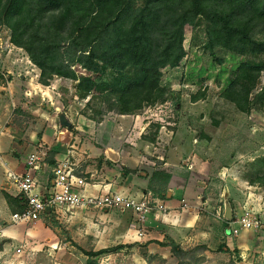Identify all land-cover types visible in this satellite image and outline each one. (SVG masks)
Wrapping results in <instances>:
<instances>
[{
	"label": "rangeland",
	"instance_id": "374dc122",
	"mask_svg": "<svg viewBox=\"0 0 264 264\" xmlns=\"http://www.w3.org/2000/svg\"><path fill=\"white\" fill-rule=\"evenodd\" d=\"M207 28L202 20L194 26H186L185 58L176 68L163 65L161 84L167 91L165 101L148 106L138 114L120 115L116 95L107 91V82L114 78L107 70L89 72L80 62L74 61L68 66L78 80L54 76L46 92L40 91L36 85L40 83L41 70L25 50L12 44L10 29L0 25V99L6 101L8 123L6 125L5 121V126L11 125L9 132L20 140L19 151L29 154L30 147L25 146L29 136L36 134L41 140L48 130V144L39 147L38 152L48 154L47 158L54 162L53 170L58 164L53 159L55 148L65 156L70 154L77 175L88 184L110 183L99 171L105 162L103 152L109 145L119 149L120 144L130 138L138 141L131 147L140 149L144 157L154 163H160L156 158L164 154H208L216 175L227 168L228 174L236 179L233 189L225 188V191L237 199L239 214L243 216L246 211L255 214V207L258 211L264 209V103L244 114L222 98L223 91L247 58L220 47L210 48ZM260 39L264 40V36ZM261 61L264 62V58ZM83 77L89 78L94 87L88 96L78 90ZM263 83L264 74L261 85ZM2 88L5 89L2 91ZM40 111L46 113L43 118L37 113ZM4 143L0 154H11L12 151H7L9 143ZM52 143L56 145L47 149ZM183 158L175 160L179 164L178 174L184 173ZM115 165L118 170L125 168L120 162ZM141 165L153 166L145 160ZM140 171L147 172V169ZM50 175L52 180L54 174ZM4 192L13 197L17 194L9 188L7 180L0 181V264H86V253L121 245V249L93 260L100 264H138V256L147 257V248L139 244L141 241L130 244L121 232L108 237L107 226L115 224L107 222L108 212L100 210L76 209L61 219L51 215L44 216L41 222L14 224L11 217L18 209L6 203ZM251 192L254 196L250 197ZM151 205L153 207V202ZM70 216L77 218L75 223L68 222ZM122 218L129 222L135 220L133 216ZM246 232L264 237L263 232ZM182 250L190 255L179 260L171 252L172 260L162 263L250 264L254 259L255 264H264L263 257H240L236 253L237 256L229 260L217 257L206 260L198 255L199 251L192 253L193 248ZM147 262L152 261L147 259Z\"/></svg>",
	"mask_w": 264,
	"mask_h": 264
},
{
	"label": "trees",
	"instance_id": "16d2710c",
	"mask_svg": "<svg viewBox=\"0 0 264 264\" xmlns=\"http://www.w3.org/2000/svg\"><path fill=\"white\" fill-rule=\"evenodd\" d=\"M199 20L208 25L210 48L247 58L222 98L249 114L264 103V0H0V25L10 29L12 44L41 70L42 85L49 86L54 76L78 80L68 66L74 61L89 72L107 70L114 75L107 91L116 95L120 115L165 101L163 65H180L186 56L185 27ZM78 90L90 95L91 80L81 78ZM170 178L156 172L150 189L162 196ZM3 195L10 207L24 210L19 196ZM159 244L179 260L190 255L172 240ZM121 248L86 253V264H100L93 259Z\"/></svg>",
	"mask_w": 264,
	"mask_h": 264
},
{
	"label": "crops",
	"instance_id": "0c3cea01",
	"mask_svg": "<svg viewBox=\"0 0 264 264\" xmlns=\"http://www.w3.org/2000/svg\"><path fill=\"white\" fill-rule=\"evenodd\" d=\"M8 86V90L11 91V84ZM36 87L43 93L46 92L44 90L47 86L39 83ZM44 95L42 98L46 99ZM5 102L4 99H0V152L5 147L4 141L9 143L7 151L12 152L11 154H0V181L6 182L8 171L20 174L27 173L29 171L27 168L29 157L32 154H37L40 159L38 169L31 170L30 174L34 176L40 188L45 190L51 182L52 175L50 174L53 173L54 162L47 158L48 154H40L37 149L48 144V130L43 134L41 140L36 134H31L27 139L29 145L25 143L26 147H30L29 154L21 153L19 151L21 149L20 140L15 134L9 132L12 129L11 125L5 126V121L6 125L8 123L5 118ZM37 113L41 118L46 114L41 111ZM126 143H130V146H127ZM137 143L130 138L122 142L119 149H114L111 145L107 146L103 152L105 158H102L105 162L99 171L103 172L102 176L105 177L104 179H108L110 183L99 181L89 184V191L97 195L112 191L134 199H140L144 195L151 194L153 210L143 228L136 222V218L133 222L122 218L125 215L135 217L131 212L121 210L108 212L107 222L115 224L114 226H107L108 237L112 233L115 235L117 232H121L123 233L122 237L130 244L134 241H141L139 244L147 248V257L143 259L138 256V264H148L147 259H151L150 264H164L162 263L164 260H172L171 250L159 244L169 240L174 241L183 249L205 246L206 249L200 250L198 255L204 256L206 260L214 257L229 260L235 258L237 254L240 257L264 258L263 235H255L252 232H246L247 230H242L238 235H234L232 232V228L237 227L236 222L242 215L237 212L238 203L235 196L232 193L228 195L225 191V188L231 191L236 182L232 174H228L227 168H223L216 175L208 159V154H164L156 158L160 163H154L144 157L140 149L133 148ZM53 145L56 144L52 143L47 149L51 150ZM53 151H55L53 159L58 163L59 159L65 155L61 154L57 148ZM182 157H185L183 158L185 167L182 169L185 174H178L177 167L179 164L177 161ZM142 160L152 164V168L142 166ZM118 162L125 168L118 170L115 167L118 166L115 165ZM144 168L147 169V172L140 171ZM158 171L171 176L166 191L161 194L162 196L150 189L151 178ZM249 186L252 187V185ZM8 192L11 193V191ZM251 196H254L252 192L250 193ZM3 198L6 201L5 197ZM253 211L261 214V217L264 215V209L258 211L255 207ZM47 216L51 215L48 214ZM76 216L78 217V215ZM75 219L77 218L70 216L68 222L75 223ZM41 220L39 221L41 222ZM117 225H119L118 229L115 227ZM139 232L144 235L140 237ZM155 261L159 263H155ZM208 262L200 264H207ZM189 264L193 263L189 262ZM237 264L239 263L237 262ZM250 264H255L254 259L250 260Z\"/></svg>",
	"mask_w": 264,
	"mask_h": 264
},
{
	"label": "built area",
	"instance_id": "2783aa9c",
	"mask_svg": "<svg viewBox=\"0 0 264 264\" xmlns=\"http://www.w3.org/2000/svg\"><path fill=\"white\" fill-rule=\"evenodd\" d=\"M69 155L58 162L53 170L54 178L45 190L40 188L34 176L30 174L31 170L38 169L40 159L37 154L29 157L27 173L7 172L9 188L24 200V210L11 217L14 224L37 222L48 214L56 215L61 219L76 209L104 212L121 210L131 212L136 222L143 228L153 210L151 194L144 195L140 199L112 191L93 194L89 191L86 180L76 174V164L72 163ZM47 210L50 212L48 213ZM257 215L246 211L236 222L237 227L232 228L234 235H238L241 229L264 233V219ZM138 235L142 237L144 234L139 232Z\"/></svg>",
	"mask_w": 264,
	"mask_h": 264
},
{
	"label": "water",
	"instance_id": "95a60500",
	"mask_svg": "<svg viewBox=\"0 0 264 264\" xmlns=\"http://www.w3.org/2000/svg\"><path fill=\"white\" fill-rule=\"evenodd\" d=\"M47 212L49 213V212H50V210H47Z\"/></svg>",
	"mask_w": 264,
	"mask_h": 264
}]
</instances>
